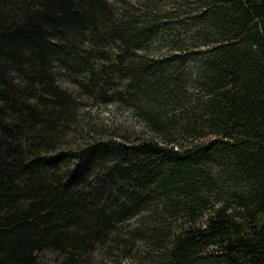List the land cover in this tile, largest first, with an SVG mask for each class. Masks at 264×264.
Listing matches in <instances>:
<instances>
[{
	"label": "trees",
	"instance_id": "obj_1",
	"mask_svg": "<svg viewBox=\"0 0 264 264\" xmlns=\"http://www.w3.org/2000/svg\"><path fill=\"white\" fill-rule=\"evenodd\" d=\"M99 255L264 264V0H0V264Z\"/></svg>",
	"mask_w": 264,
	"mask_h": 264
},
{
	"label": "rangeland",
	"instance_id": "obj_2",
	"mask_svg": "<svg viewBox=\"0 0 264 264\" xmlns=\"http://www.w3.org/2000/svg\"><path fill=\"white\" fill-rule=\"evenodd\" d=\"M93 112V116H98V120L105 124L120 126L123 129L136 134L143 132V125L130 115L129 111L125 108H118L114 105L108 104L94 107ZM96 260L97 264H104L107 259L102 257V255H99L95 258V261ZM123 262L127 264V261Z\"/></svg>",
	"mask_w": 264,
	"mask_h": 264
}]
</instances>
